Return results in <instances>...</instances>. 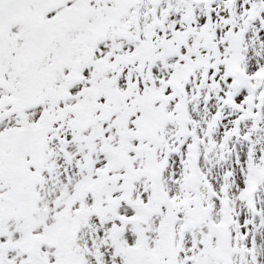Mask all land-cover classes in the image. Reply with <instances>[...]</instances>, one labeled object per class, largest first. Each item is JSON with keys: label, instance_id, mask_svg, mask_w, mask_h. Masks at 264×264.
Returning a JSON list of instances; mask_svg holds the SVG:
<instances>
[{"label": "snow or ice", "instance_id": "obj_1", "mask_svg": "<svg viewBox=\"0 0 264 264\" xmlns=\"http://www.w3.org/2000/svg\"><path fill=\"white\" fill-rule=\"evenodd\" d=\"M0 264H264V0H0Z\"/></svg>", "mask_w": 264, "mask_h": 264}]
</instances>
